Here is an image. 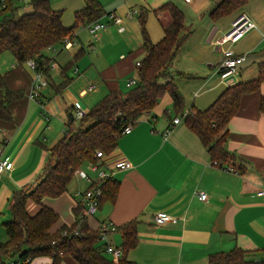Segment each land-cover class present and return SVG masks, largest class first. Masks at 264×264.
<instances>
[{
  "label": "crops",
  "instance_id": "obj_1",
  "mask_svg": "<svg viewBox=\"0 0 264 264\" xmlns=\"http://www.w3.org/2000/svg\"><path fill=\"white\" fill-rule=\"evenodd\" d=\"M11 1L19 6V11L29 8L19 0ZM60 1L51 0V5L62 10V23L71 26L84 1L65 0L58 4ZM99 1L105 11L100 20L106 21V13L112 11L122 17L123 30H119V24L109 23L98 32L95 49L91 50L92 36L85 25H79L74 29L71 48L47 49L45 54L54 58L55 66L50 70V84L39 89L38 98L30 97L35 77L25 62L18 63L13 57L1 73L0 89L22 88L26 92L24 98L9 105L12 119H0V156L10 161L0 173V224L8 217L12 192L33 186L42 177L49 149L75 116L72 102L78 100L88 110L107 90L123 91L127 80L136 78L137 61L145 53L143 34L158 41L163 35V24L170 20L167 11H155L162 3H175L184 12L189 30L170 66L183 97L184 112L207 108L229 85L218 73L224 48L230 46L236 54L251 55V63L239 70L235 82L256 78L259 71H264V0H247L218 19L209 13L219 0ZM131 10L136 13L130 16ZM241 12L249 16L255 27L232 45L227 41L218 44L221 34ZM79 49L83 53L67 71L70 81L56 90L64 78L62 67L73 60ZM89 84H93L92 89H88ZM263 97L264 78L257 90L242 95L237 112L227 123L225 146L235 158L226 165L234 170L226 168L225 163H214L183 118L173 124L172 118L178 115H174L171 105L162 108L158 102L130 132L118 138L109 154L97 158L96 163L103 168H112L123 160L132 165L115 170L117 195L113 201L103 202L93 215L86 216L88 226L96 230L100 223L112 222L117 229L108 232L106 240L121 246L119 227L135 220L137 244L126 252L133 264H206L209 254L234 247L264 257V196L257 194L264 186ZM167 128L170 130L166 133ZM81 170L90 178L96 175L88 165ZM90 183L76 171L63 193L42 198V203L58 214L52 231L73 224L75 209L83 212L81 192ZM201 190L207 194L205 200L198 197ZM26 207L31 214L38 209L30 199ZM160 211L173 219L156 224L154 216ZM105 242L100 241L99 248ZM50 261L49 257H37L32 264ZM59 264L76 262L63 257Z\"/></svg>",
  "mask_w": 264,
  "mask_h": 264
},
{
  "label": "trees",
  "instance_id": "obj_2",
  "mask_svg": "<svg viewBox=\"0 0 264 264\" xmlns=\"http://www.w3.org/2000/svg\"><path fill=\"white\" fill-rule=\"evenodd\" d=\"M83 1L84 7L74 14V23L65 26L61 20L62 10L54 9L51 0H31L30 10L21 14L19 6L5 0L6 4L0 11V56L9 52L18 63L34 59L36 71L45 77L47 85L50 84V66L54 58L45 54L47 47H61L63 39L73 36L76 27L100 19L105 14L99 0ZM246 1L219 0L209 16L218 19L237 10ZM155 11H167L170 20L163 24V35L158 41L153 42L146 33L143 34L145 53L136 64V84L124 91L107 90L90 106L85 116L80 119L73 116L65 133L49 149V158L39 181L30 190V186H26L12 192L8 201L10 218L1 223L6 234V240L0 242L3 258L18 256L21 264H32L37 257H49L50 264H59L63 257L72 258L76 264H133L126 257V252L137 244L135 220L119 227L123 254L108 258L99 249V232L88 226L86 216H81L82 210H74L76 219L73 224L52 231L58 214L41 200L45 196L57 197L63 193L74 172L96 163L95 152L109 154L122 135L121 130L128 124L135 125L164 96L170 97L174 115L184 112L182 94L169 71L178 48L189 33L184 12L172 1L162 3ZM81 53L83 50L79 49L73 60L62 67L64 78L55 86L56 90L70 81L67 71ZM263 78L264 71L261 70L256 78L226 86L207 108L185 112V125L199 137L211 159L219 165L228 164L235 158V154L225 146L229 119L237 112L242 95L257 90ZM25 92L22 88L0 89L1 120L12 119L9 105L24 98ZM260 105L264 109V97ZM94 184L90 183L88 187ZM101 188L98 208L103 202L115 199L119 185L113 178H108L102 182ZM29 199L38 205L33 214L26 207ZM75 227L81 236L72 235ZM206 264H264V257L234 247L209 254Z\"/></svg>",
  "mask_w": 264,
  "mask_h": 264
},
{
  "label": "built area",
  "instance_id": "obj_3",
  "mask_svg": "<svg viewBox=\"0 0 264 264\" xmlns=\"http://www.w3.org/2000/svg\"><path fill=\"white\" fill-rule=\"evenodd\" d=\"M23 2V4H29L31 0H19ZM2 3V8L5 6V0H1ZM136 13V10H131L129 11V15H134ZM107 20L106 21H101L100 19L93 20L89 23L86 24V27L92 36L93 41L90 42L89 48L91 50L95 49V43L94 41L97 39V34L100 30L105 29L109 23H116V24H121L123 22L122 17L117 15L114 12H109L106 13ZM255 27V23L249 18V16L241 12L238 15H236L230 24V27L224 31L220 38L218 39V44L227 41L229 45H232L236 43L248 30L252 29ZM123 26H119V30H123ZM264 35V34H263ZM73 43V36H66L63 39V43L61 45L62 48L68 49L71 48ZM56 47H47L48 50H55ZM245 55L244 54H236L230 46L224 48L222 50V57L219 63V68H218V73L220 78L228 83L229 85L235 82L236 76L239 73V69L237 66L244 60ZM25 63L29 66L34 71V80L31 86L30 90V97L35 98L38 97L39 95V89L45 85H47V81L45 77L36 71L35 68V62L34 59H27ZM137 64L139 62L137 61ZM55 66L54 61L51 62V68ZM137 82V78H129L126 82V86L128 88L134 86ZM93 84L88 85V89H92ZM72 107L74 109V114L77 119L82 118L85 116L87 110L84 109L81 105V103L78 100H74L72 102ZM185 112L182 113V115H178L172 118V123L176 124L179 123V121L184 117ZM132 129V125L128 124L126 125L122 130L121 134H126L130 132ZM170 129H166V133ZM1 153V150H0ZM104 156V153L97 151L95 152V157L96 158H101ZM214 163H217L214 161ZM10 164V161L8 158H2L0 156V173L5 170ZM131 162L127 160H123L120 162H117L115 166L112 168H103L97 163H92L89 168L93 171L96 172V175L94 178H90L86 172H84L81 169H78L77 171L81 174L82 177L86 178L88 181L91 183H95L91 187H88L85 189L83 192H81V202L83 204V212L81 213V216H90L93 215L97 210H98V203H99V197L102 194V188L101 184L104 180L113 178L114 172L117 169H127L131 167ZM226 168L230 170H234V167L230 165H226ZM258 195L264 196V186H262L258 192ZM198 197L201 200H205L207 197L206 192L204 191H199L198 192ZM173 219L168 213L164 211L157 212L154 216V222L156 224H164L166 221ZM117 227L110 221H105L100 223V225L97 227V231L99 232V242L102 240H105L106 242L102 245L100 251H102L104 254H111L114 257H120L123 254L122 248L120 245H115L110 243L109 241L106 240V234L108 232H114L116 231ZM72 235H78L81 236L82 233L79 231L78 227H75L74 231L72 232ZM29 260V258H26V261ZM0 264H21V259L18 258V256H14L9 259L3 258V255L0 252ZM47 264H50L47 263Z\"/></svg>",
  "mask_w": 264,
  "mask_h": 264
},
{
  "label": "rangeland",
  "instance_id": "obj_4",
  "mask_svg": "<svg viewBox=\"0 0 264 264\" xmlns=\"http://www.w3.org/2000/svg\"><path fill=\"white\" fill-rule=\"evenodd\" d=\"M21 2V1H20ZM65 0H62L60 1L58 4L60 3H64ZM30 4V3H29ZM29 4H25V5H28L26 7H29L27 8V10L25 9H21V11H19V13H24L26 11H29L30 10V5ZM59 7H62V6H59ZM60 9V8H59ZM86 27V25H85ZM87 28V27H86ZM13 60V56L11 53L9 52H5L3 53L1 56H0V73H3L4 71H6L5 69L8 68L9 64L11 63V61ZM169 71H170V68H169ZM128 87H126L124 90H127ZM123 90V91H124ZM98 100V99H97ZM160 104H162V108L163 107H170L171 103H170V99L168 96H164L163 98L160 99ZM90 105H93V104H90ZM90 107V106H89ZM88 171V170H86ZM34 186V185H33ZM33 186H30L28 189L30 190ZM10 218V214H9V211H8V217L6 218L9 219ZM5 221V220H4ZM6 240V234H5V231H4V228L3 226L0 224V242H4Z\"/></svg>",
  "mask_w": 264,
  "mask_h": 264
},
{
  "label": "water",
  "instance_id": "obj_5",
  "mask_svg": "<svg viewBox=\"0 0 264 264\" xmlns=\"http://www.w3.org/2000/svg\"><path fill=\"white\" fill-rule=\"evenodd\" d=\"M251 63V55L245 56L244 60L237 66L239 70L244 69ZM259 259H256V262H258Z\"/></svg>",
  "mask_w": 264,
  "mask_h": 264
}]
</instances>
